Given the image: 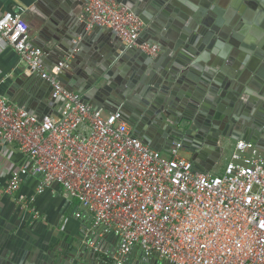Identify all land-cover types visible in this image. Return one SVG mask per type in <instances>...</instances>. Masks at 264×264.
I'll use <instances>...</instances> for the list:
<instances>
[{"label":"built area","instance_id":"1","mask_svg":"<svg viewBox=\"0 0 264 264\" xmlns=\"http://www.w3.org/2000/svg\"><path fill=\"white\" fill-rule=\"evenodd\" d=\"M82 1L88 29H112L126 46L158 53V44L138 43L145 25L127 6ZM31 27L20 9L0 12V42L15 51L24 76L47 83L55 107L37 113L0 92V144L23 159L2 192L35 219L34 196L22 184L35 178V194L58 186L86 221V246L98 250L102 236L116 238L115 264L134 249L169 264H264V149L237 139L213 173L182 155L181 139L160 148L145 143L121 109L90 103L66 86L69 60L48 61Z\"/></svg>","mask_w":264,"mask_h":264},{"label":"water","instance_id":"2","mask_svg":"<svg viewBox=\"0 0 264 264\" xmlns=\"http://www.w3.org/2000/svg\"><path fill=\"white\" fill-rule=\"evenodd\" d=\"M116 1L143 21L138 43H156L158 53L126 46L112 29H88L82 0H50L35 42L48 61L69 60L66 86L121 109L155 148L193 141L187 149L199 165L202 139L228 136L232 122L231 135L264 149V0Z\"/></svg>","mask_w":264,"mask_h":264},{"label":"crops","instance_id":"3","mask_svg":"<svg viewBox=\"0 0 264 264\" xmlns=\"http://www.w3.org/2000/svg\"><path fill=\"white\" fill-rule=\"evenodd\" d=\"M49 4L50 0H0V12L20 9L32 26L33 37H37ZM77 8L78 12L81 11L80 5ZM17 79L16 86H13ZM49 91V86L42 79L24 76L15 51L0 42V92H10L12 96L9 97L14 103L41 113L44 109L53 110L55 107L49 103ZM237 129L238 125L232 122L228 136H219L215 142L206 137L202 139L198 149L203 170L213 173L221 170L237 140L231 135ZM193 143L186 142L182 155L192 157L187 147H192ZM166 145L168 143L164 140L161 146ZM22 161V156L13 147L0 144V264H115L111 256L116 252V238L105 234L98 241V250L86 246V221L74 216V201L58 186L35 194V178H29L22 184L21 192L34 196L33 205L39 213L35 219L2 192L12 169ZM125 264L169 263L156 257L147 259L138 249H134Z\"/></svg>","mask_w":264,"mask_h":264},{"label":"bare ground","instance_id":"4","mask_svg":"<svg viewBox=\"0 0 264 264\" xmlns=\"http://www.w3.org/2000/svg\"><path fill=\"white\" fill-rule=\"evenodd\" d=\"M163 123V122H162Z\"/></svg>","mask_w":264,"mask_h":264}]
</instances>
